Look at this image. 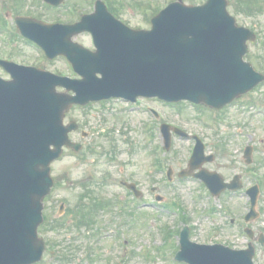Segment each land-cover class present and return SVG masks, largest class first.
<instances>
[{"label":"rangeland","instance_id":"obj_1","mask_svg":"<svg viewBox=\"0 0 264 264\" xmlns=\"http://www.w3.org/2000/svg\"><path fill=\"white\" fill-rule=\"evenodd\" d=\"M169 1L173 0H108L114 8H118L116 11L118 14L115 16L133 28H149L151 16ZM203 1L183 0L185 4L190 5ZM228 1V10L235 17L236 23L256 33V40L248 43V52L244 58L251 62L257 71L264 74V0ZM64 3L66 5L52 9L42 0H0V5L4 7L0 9V16L5 22L4 26L0 20V57H11L19 63L75 76L63 57L58 56L52 60L42 58L38 56V50L32 43L9 32L12 31L11 26L14 27L13 17L16 14L29 15L44 22L56 20L71 23L77 21L81 14L91 12L94 0H66ZM145 7L149 9L145 10ZM9 13L11 20L9 19L8 24L5 16ZM14 31L16 32L15 28ZM74 39L88 48L92 47L88 34H78ZM0 76L6 77V74L0 70ZM262 94L264 95V82L246 94L242 100H238L239 103H231L220 112L197 110L189 104L182 108L172 107L154 100H149L147 105L159 110L164 120L187 132L195 131L210 145L223 139L225 148L230 153H226L225 149V152L219 154L216 165L226 178H230L233 172L240 171L238 166L243 164L241 149L249 140L245 133L240 135L237 132L241 130L251 134L255 131L264 139V118L255 115L258 108L253 104H249L250 107L247 109L239 108L242 104L259 102L264 96L260 98L258 96ZM144 107V103L137 105V108ZM137 108L131 109L126 102L112 99L89 103L83 107H73L67 112L65 122L75 120L79 124L78 131L72 133L71 138L82 143V149L78 153L64 149L62 156L51 163L54 187L45 199L43 213L47 218H58L57 207L63 202L62 215L66 228L45 231L43 225L39 230L40 234L51 242V248L44 252L41 264H168V260L161 258L158 252L164 248L172 249L173 242L174 245L177 244V235L173 233L171 238L173 242L167 238L164 247L162 230L165 226L171 230H180L183 226L181 219L178 218L180 215L172 211L173 200L183 208L188 217V225L192 224L190 236L193 240L221 241L233 247H240L243 244L244 237L238 235V225H231L229 218L231 216L240 218L246 211L244 200L241 197L225 196L223 199L233 210V214L226 215L222 205L218 208L215 205V211L211 212L208 208L210 199L207 197L206 189L201 188L195 181L178 179V170L187 165L192 145L190 140L176 137L166 152L163 167L171 166L174 172L170 184L166 181L164 172L150 173L153 166L152 149L161 142L159 137L151 136L153 133L148 129L150 124H146L145 115L139 113ZM80 130L85 132L84 136L80 134ZM215 131L218 133L215 134ZM255 153L257 155L254 156V160L260 156V172L264 175V140L257 144ZM243 178L244 182L249 183L245 170ZM102 179L107 183L90 184L101 182ZM118 180L137 183L143 193L142 196L138 200L130 197L124 188L117 184ZM84 184L94 190L100 198L112 200L110 208L107 209L109 207L107 206L105 210L99 212L94 226L89 230L75 228L73 226L75 218L68 212L76 204L78 194L86 189ZM152 186H155V191H151ZM155 194L163 198L161 202H156L157 204L154 203ZM87 201L88 198L82 202L84 204ZM124 202L125 209L120 211L116 206L117 204L123 206ZM214 203H220L218 198L214 199ZM258 207L262 214L255 223L263 226L264 198L259 200ZM81 208L82 205L79 209ZM73 210L75 211L74 208ZM111 230H115L116 233L112 231L110 235ZM102 233L109 235L103 236ZM66 246H71L69 252ZM64 249L67 258L65 262L58 259ZM89 251L91 256L88 257Z\"/></svg>","mask_w":264,"mask_h":264},{"label":"water","instance_id":"obj_2","mask_svg":"<svg viewBox=\"0 0 264 264\" xmlns=\"http://www.w3.org/2000/svg\"><path fill=\"white\" fill-rule=\"evenodd\" d=\"M225 6V0H207L201 6L179 0L152 19L151 30L123 29L122 36L113 38L93 30L97 18L110 17L100 2L94 14L74 25L17 19L24 35L36 40L50 57L67 55L83 79L0 61L13 77L0 79V264H29L41 256L44 243L36 229L42 199L52 185L49 164L60 155L62 145L80 146L67 138L76 125L62 124L72 103L142 94L168 101L186 98L219 108L263 79L242 60L252 33L236 27ZM84 29L95 34L96 53L70 41ZM96 72L102 77L97 78ZM56 86L76 94L56 92ZM181 243L190 264H251L250 250L197 249L188 242L186 230ZM199 250L206 263L197 256Z\"/></svg>","mask_w":264,"mask_h":264},{"label":"flooded vegetation","instance_id":"obj_3","mask_svg":"<svg viewBox=\"0 0 264 264\" xmlns=\"http://www.w3.org/2000/svg\"><path fill=\"white\" fill-rule=\"evenodd\" d=\"M260 233H262L263 234L262 236L264 237V225L261 226V228H257L255 230V239H254L255 241H257L258 238L256 236L259 235ZM263 262H264V251L257 250L255 255V264H262Z\"/></svg>","mask_w":264,"mask_h":264}]
</instances>
